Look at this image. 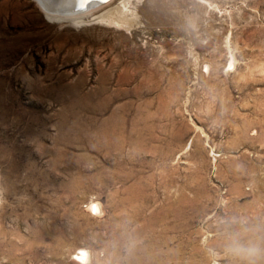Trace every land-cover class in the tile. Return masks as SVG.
Wrapping results in <instances>:
<instances>
[{
	"label": "rangeland",
	"instance_id": "1",
	"mask_svg": "<svg viewBox=\"0 0 264 264\" xmlns=\"http://www.w3.org/2000/svg\"><path fill=\"white\" fill-rule=\"evenodd\" d=\"M127 6L0 0V264H264V0Z\"/></svg>",
	"mask_w": 264,
	"mask_h": 264
},
{
	"label": "bare ground",
	"instance_id": "2",
	"mask_svg": "<svg viewBox=\"0 0 264 264\" xmlns=\"http://www.w3.org/2000/svg\"><path fill=\"white\" fill-rule=\"evenodd\" d=\"M37 1L40 3L41 7L43 8V11H45L49 17H53L56 19H63V20L68 19L73 23L91 21L100 18L102 21L104 20L110 24H115V25H121V22L126 17V12L128 11L127 4L129 2V0H120L118 3L113 5L109 3L112 0H108L105 3H99L94 1L90 3V5H88L86 8H84L83 5H85V2L87 0H37ZM79 5H82L84 9L76 10V8ZM106 6H108V8H105ZM129 16H131V14ZM124 23L122 24L124 25ZM94 208H97V205L95 203H94ZM87 253L88 252L83 248H81L79 252L77 251V255L84 257V260L85 257L87 256Z\"/></svg>",
	"mask_w": 264,
	"mask_h": 264
},
{
	"label": "water",
	"instance_id": "3",
	"mask_svg": "<svg viewBox=\"0 0 264 264\" xmlns=\"http://www.w3.org/2000/svg\"><path fill=\"white\" fill-rule=\"evenodd\" d=\"M94 1L99 2V3H105V2H107L108 0H87V1L85 2V5H83L84 8H86L88 5H90V3L94 2ZM84 8L82 7V5H79V6L76 8V10H80V9H84Z\"/></svg>",
	"mask_w": 264,
	"mask_h": 264
},
{
	"label": "clouds",
	"instance_id": "4",
	"mask_svg": "<svg viewBox=\"0 0 264 264\" xmlns=\"http://www.w3.org/2000/svg\"><path fill=\"white\" fill-rule=\"evenodd\" d=\"M244 251H247L249 254H255V252L257 251V249L249 248V249H244Z\"/></svg>",
	"mask_w": 264,
	"mask_h": 264
}]
</instances>
